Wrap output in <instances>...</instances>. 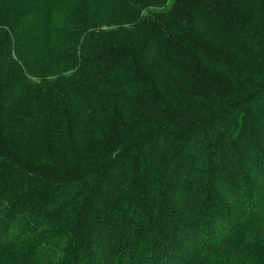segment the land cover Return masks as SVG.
I'll return each instance as SVG.
<instances>
[{"label":"trees","instance_id":"1","mask_svg":"<svg viewBox=\"0 0 264 264\" xmlns=\"http://www.w3.org/2000/svg\"><path fill=\"white\" fill-rule=\"evenodd\" d=\"M34 5L0 22V253L264 264V241L235 244L264 228V0H173L130 22L132 50L92 42L68 79L38 82Z\"/></svg>","mask_w":264,"mask_h":264},{"label":"rangeland","instance_id":"2","mask_svg":"<svg viewBox=\"0 0 264 264\" xmlns=\"http://www.w3.org/2000/svg\"><path fill=\"white\" fill-rule=\"evenodd\" d=\"M41 2L47 6V15L45 27L38 32L44 42L43 50L35 56L37 68L31 78L34 82L40 80L37 76L51 77L54 74H58L61 79H68L67 76L75 70L76 52L85 51L87 46L93 45L92 42H97L101 47V50L96 51L98 54L114 44L132 50L133 43L124 40L130 22L136 17L153 18L151 9L165 12L173 0H14L12 4L0 0V22L4 24L14 20L15 15L27 7L37 8L34 4ZM171 9L179 17L187 15L180 2L173 4ZM31 114L30 105H21L15 115L17 128L30 123ZM252 232L253 237L245 234L235 240L238 249L249 251L252 244L263 246L260 241H264V228ZM223 261L222 257L214 255L203 257L199 264H225ZM8 262L19 264L20 260L14 253H0V264Z\"/></svg>","mask_w":264,"mask_h":264}]
</instances>
